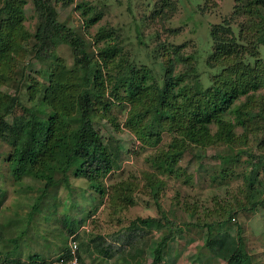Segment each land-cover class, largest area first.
<instances>
[{"label": "trees", "instance_id": "obj_1", "mask_svg": "<svg viewBox=\"0 0 264 264\" xmlns=\"http://www.w3.org/2000/svg\"><path fill=\"white\" fill-rule=\"evenodd\" d=\"M29 2L37 18L34 33L24 27L25 7ZM73 3L74 0H64L62 5L68 7ZM56 5L53 0H0V143L8 147L2 160L7 172L6 179H0V212L7 183L11 181V184L23 186L24 180L30 178L33 184H37L38 194L26 215L30 224L41 212L52 188L60 184L70 187L71 175L85 180L99 195L107 194L104 181L119 167L116 159L121 151L118 146H113V142H104L95 128V119L102 110L108 112L114 105H129L143 98L148 75L153 72L146 66L140 67L128 61L122 53L96 56L94 46L102 42V37L95 38L94 46L87 43L73 29L61 23ZM165 6L167 9L162 8ZM156 7L149 19L151 23L163 25L176 14V8L170 3H164L159 9ZM76 9L82 13L87 30L101 18L94 17L91 8H86L84 3L78 4ZM9 12L8 17L6 14ZM179 32L178 28L167 31L174 38ZM208 36L205 64L210 70L209 85H204L199 72L198 53L186 56L183 45H169L171 58L162 64L157 100L161 110L157 114L164 118L163 127L173 134L168 148L161 149L152 161V167L162 174H182L176 166L191 145L204 149L216 144L230 148L238 146V142L246 144L248 135L244 131L238 136L237 128L242 127L249 133L264 122V105L259 110L252 106L258 98L262 103L264 100L260 93L264 91V0H235L234 12L222 22L210 24ZM154 37L158 41V50L167 48L168 43L162 42L159 34ZM61 45L68 46L73 54L72 68L58 57ZM26 56L30 58L28 63L24 59ZM33 60L41 65L39 69ZM118 63L127 64L130 71L143 77L138 89L123 90L116 77ZM179 65L185 66L182 72L177 71ZM19 71L21 79L14 93L2 89L7 81L16 83L14 79ZM32 74H37L38 79ZM18 111L22 114L18 115ZM126 126L139 134V129L131 122L128 121ZM259 128L264 131L262 125ZM242 153L245 154L241 151L219 159L237 162ZM250 158L249 188L254 189L259 171L264 172V154L251 153ZM230 171L222 169V174ZM144 178L156 201L159 217H139L128 228L110 237L92 235L89 244L83 246L85 251H93L103 260L124 258V255L134 252L138 241L150 235L153 227L162 234L150 264H167L169 243L177 236L191 232L194 227L191 223H177L159 204L165 184L163 180L154 173ZM123 185L125 187L122 186L116 194L120 201L114 204L128 208L135 203L132 192L138 185L134 182ZM254 192L252 205L231 210L226 219L215 224L231 222L243 212H255L259 206L263 207L264 198L258 200L260 193ZM62 218L64 252L54 258V252L53 255L34 253L29 256L28 264H51L56 258L64 257L66 261L71 258L69 238L78 234L87 221L70 218L64 213ZM215 224H196L199 231L209 230L204 244V248L210 250L209 256L198 257L206 264H213V258L220 259L219 256L224 254L221 253L224 243L216 239L212 231ZM4 233L5 228L0 227V264H21L17 256L27 232L10 239L3 237ZM79 237L78 234L76 239L81 245ZM213 246L218 248V252L212 250ZM223 250L226 252L223 255L225 264H259L248 250V238L242 225L238 226L236 238ZM79 255L81 263L85 264L80 246Z\"/></svg>", "mask_w": 264, "mask_h": 264}, {"label": "rangeland", "instance_id": "obj_2", "mask_svg": "<svg viewBox=\"0 0 264 264\" xmlns=\"http://www.w3.org/2000/svg\"><path fill=\"white\" fill-rule=\"evenodd\" d=\"M216 1L208 3L205 0H74L72 5L66 7L62 5L64 0H53L61 23L73 29L87 43L94 46L95 38L102 37V42L94 46L96 56L113 52L122 53L128 61L140 67L146 66L153 72L148 75L143 98L129 105H114L108 112L102 110L95 119V128L100 132L104 142L109 144L113 142V146H118L121 151L116 159V165L119 167L115 168L104 181L107 194L99 195L90 189L85 180L71 175L70 187L60 184L52 188L46 203L41 206V212L30 224L26 220V215L29 206L38 195L37 184H33L30 178L24 180L23 186L11 184V181L7 183V191L2 196L0 227L5 228L3 237L7 239L15 238L23 231L27 232L20 243L22 249L17 256L21 264H28L29 256L34 253L53 255L54 252L52 257L54 258L64 252L62 244L65 237L61 228L63 213L70 218L85 219L87 223L82 227L89 226L91 229L88 233L83 232L82 227L79 229L80 254L85 264H150L153 250L162 234L153 227L150 235L138 241L134 252L131 255H124V258L103 260L97 257L95 252L83 249L84 245L89 244L92 235L110 237L128 228L139 217H159L156 201L144 178L150 173H154L165 183L158 199L163 210L177 223H191L194 227L191 232L177 236L169 243L167 264H206L198 257L209 256L210 250L204 248L209 230L204 228L199 231L196 224H215L226 219L231 210L236 211L243 206L248 208L255 201L254 190L260 193L257 199L263 200L264 190L261 188L264 186L261 187L260 183L264 185V172L259 171V179L253 185L254 189L249 188L248 176L252 170L250 154H264V131L259 128L261 125L264 128V122H260L258 129L249 133L242 127L237 128L238 136L243 135L244 131L248 135L246 144L238 142V146L232 148L216 144L204 149L191 145L176 166L178 172H183L179 176L162 174L160 170L152 167L155 155L161 149H167L173 139V134L163 127L164 118L157 114V111L161 110L157 102L161 85L158 79H161L162 64L171 58L169 45H183L186 56L197 52L199 72L204 85H209L210 70L205 64L209 49V26L230 17L235 7V0ZM80 3H84L86 8L90 7L94 17H101L89 30L84 27L82 13L76 9ZM164 3H170L174 9L176 8L175 16L163 25L160 22L151 23L150 16L155 13L153 8L156 5L159 9ZM162 8L167 9L166 6ZM25 12L24 27L30 33H34L37 18L31 2L26 5ZM6 16L9 17L10 12ZM177 28L180 31L177 37H170L167 31ZM155 34H159L162 42L168 43L166 49L158 50ZM262 49L264 51V48ZM57 54L68 68L74 66V57L68 46L61 45ZM24 59L26 63L30 61L29 56ZM34 63L39 69L41 65L38 62ZM115 69L117 80L126 92L138 89L139 84L142 85L143 77L130 71L127 64L123 66L118 63ZM184 69V65H179L177 71L182 72ZM32 77L38 79L37 74H32ZM20 79L19 71L14 79L16 83L7 81L2 89L13 94ZM260 93L264 97V91ZM255 102L252 106L257 110L264 105V100L262 103L260 98ZM16 113L22 114L21 111ZM128 121L139 129V134L126 126ZM116 125H119V128H116ZM7 151L8 147L0 143V179L3 177L4 180L7 169L2 160ZM241 151L245 154L242 153L237 162H224L219 159L220 156H233ZM222 169L231 171L224 175ZM127 182L138 185L132 192L135 203L128 208L115 206L114 202L120 201L116 194ZM29 186L34 189L29 190ZM240 225L246 231L249 252L257 263L264 264V205L259 206L255 212H243L231 222L215 224L212 227L216 239L224 243L221 253H226L223 249L236 238ZM212 248L218 252V248L214 246ZM223 255L219 256L220 259L211 257L213 264H225Z\"/></svg>", "mask_w": 264, "mask_h": 264}, {"label": "built area", "instance_id": "obj_3", "mask_svg": "<svg viewBox=\"0 0 264 264\" xmlns=\"http://www.w3.org/2000/svg\"><path fill=\"white\" fill-rule=\"evenodd\" d=\"M83 232L88 233L90 228L89 226H84ZM81 231V230H80ZM80 235V233H78ZM78 234L72 235L69 238V253L71 258L69 260H65L64 257L56 258L53 259L51 264H82L80 260V255H79V242L76 239V236Z\"/></svg>", "mask_w": 264, "mask_h": 264}]
</instances>
